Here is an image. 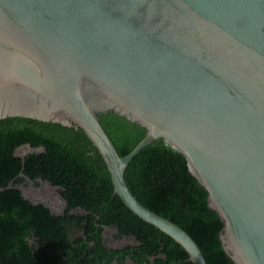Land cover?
<instances>
[{"label": "water", "instance_id": "water-1", "mask_svg": "<svg viewBox=\"0 0 264 264\" xmlns=\"http://www.w3.org/2000/svg\"><path fill=\"white\" fill-rule=\"evenodd\" d=\"M108 113L145 130L123 157L99 122ZM7 118L81 130L126 208L207 264L126 185L130 162L163 142L206 192L230 261L264 264V0H0Z\"/></svg>", "mask_w": 264, "mask_h": 264}, {"label": "trees", "instance_id": "trees-1", "mask_svg": "<svg viewBox=\"0 0 264 264\" xmlns=\"http://www.w3.org/2000/svg\"><path fill=\"white\" fill-rule=\"evenodd\" d=\"M98 118L120 157L145 135L114 114ZM27 145L43 151L17 156ZM124 179L140 204L193 239L207 264H233L219 242L222 224L208 209L207 194L183 156L155 141L130 162ZM27 181L57 188L66 204L63 213L54 215L25 199L19 187ZM107 228L116 230L117 239L132 238L135 244L108 249ZM0 264L192 263L178 244L114 194L105 163L81 130L7 118L0 120Z\"/></svg>", "mask_w": 264, "mask_h": 264}, {"label": "rangeland", "instance_id": "rangeland-1", "mask_svg": "<svg viewBox=\"0 0 264 264\" xmlns=\"http://www.w3.org/2000/svg\"><path fill=\"white\" fill-rule=\"evenodd\" d=\"M30 153L31 151L26 146L21 147L16 151V155L19 157H25ZM19 188L25 199L29 200L32 204H43L49 208L54 215L62 214L66 208V204L60 197L58 189L52 187L46 182L27 181L25 185H22ZM104 242L108 249H121L135 244L132 238L117 239L116 230L111 228L105 230Z\"/></svg>", "mask_w": 264, "mask_h": 264}, {"label": "flooded vegetation", "instance_id": "flooded-vegetation-1", "mask_svg": "<svg viewBox=\"0 0 264 264\" xmlns=\"http://www.w3.org/2000/svg\"><path fill=\"white\" fill-rule=\"evenodd\" d=\"M127 247V246H126Z\"/></svg>", "mask_w": 264, "mask_h": 264}]
</instances>
